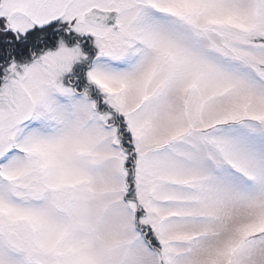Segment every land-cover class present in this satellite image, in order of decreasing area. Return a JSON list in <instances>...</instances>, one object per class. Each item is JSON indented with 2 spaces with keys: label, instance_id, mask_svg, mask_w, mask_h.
Listing matches in <instances>:
<instances>
[{
  "label": "snow or ice",
  "instance_id": "1",
  "mask_svg": "<svg viewBox=\"0 0 264 264\" xmlns=\"http://www.w3.org/2000/svg\"><path fill=\"white\" fill-rule=\"evenodd\" d=\"M0 264H264V0H0Z\"/></svg>",
  "mask_w": 264,
  "mask_h": 264
}]
</instances>
